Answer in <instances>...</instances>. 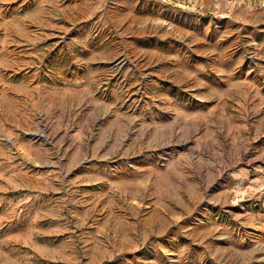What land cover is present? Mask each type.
Returning a JSON list of instances; mask_svg holds the SVG:
<instances>
[{
  "label": "rangeland",
  "instance_id": "374dc122",
  "mask_svg": "<svg viewBox=\"0 0 264 264\" xmlns=\"http://www.w3.org/2000/svg\"><path fill=\"white\" fill-rule=\"evenodd\" d=\"M69 1L76 0H57L60 6ZM94 6L102 10L98 11V25L89 29V38L107 37L116 54L105 62L114 69H126L133 77L139 75L141 82L137 92L133 93V87L123 94L118 104L123 103L113 112L90 111L88 117L82 109L71 122L95 134L113 123L116 139L112 142L121 149L126 132L124 100L147 101L142 119L134 125L146 126L141 150L126 155L116 149L108 161L128 168L142 160L177 164L183 205L193 196L197 199L195 210L200 206L211 209L221 233L239 230L249 234L252 227L232 211V207L241 211L258 208V193L247 185L249 176L232 177L227 189L221 183L237 166L257 162V146L261 148L260 137L264 138V106L252 102L249 72L259 61L257 50L264 47V0H98ZM74 49L80 51L79 45ZM187 65L193 69V79L179 76L174 83L170 76L162 80L159 74L162 67L170 71ZM51 69L47 61L34 60L28 70L39 74L50 70L54 79ZM153 89L157 91L153 93ZM165 99L178 105L170 109L163 104ZM40 125H45L47 138L32 139L28 132ZM70 126L59 128L66 131ZM78 143L85 151L82 141ZM71 145L66 139L62 144L56 142L48 117L41 111L30 124L0 125V264H110L109 260L92 261L89 248L76 235L41 234L51 223L44 210L50 196L58 194L54 192L55 179L49 175L57 173L64 152L73 151ZM90 162V156H85L78 165ZM171 179L168 175L167 180ZM162 186V192L171 191ZM92 187L79 186L78 190ZM75 213L66 206L62 218L75 221ZM196 223L202 222L194 220L190 225ZM187 231L188 227L180 230L181 239H190ZM171 254L168 252L169 263ZM180 258L184 264L189 261L186 254Z\"/></svg>",
  "mask_w": 264,
  "mask_h": 264
},
{
  "label": "crops",
  "instance_id": "0c3cea01",
  "mask_svg": "<svg viewBox=\"0 0 264 264\" xmlns=\"http://www.w3.org/2000/svg\"><path fill=\"white\" fill-rule=\"evenodd\" d=\"M97 1L76 0L60 6L57 0H0V125L14 128L30 124L35 113L41 111L48 117L56 142L62 144L64 139L72 142L73 151L64 152L57 173L49 175L55 179L54 192L58 194L50 196L51 202L44 210V217L51 223L41 234L68 238L76 235L89 248L92 261L109 260L110 264H184L180 260L182 254L189 258L187 264H264L263 136L261 148L257 146L255 154L257 162L237 166L220 182L227 189L232 177L249 176L247 185L258 193V208L241 211L232 207V211L237 217L243 216L253 230L249 234L239 230L221 233L217 217L212 219L214 213L207 206L195 210L197 206L193 203L197 199L193 196L183 205L178 192L177 164L142 160L128 168L108 161L117 150L126 155L141 150L146 126L134 125L142 119L140 114L147 101L124 100L126 132L121 137V149L112 142L116 139L113 123L95 134L71 122L80 116L82 109L88 117L90 111L105 115L113 112L123 103L118 104L123 94L133 87V93L137 92L141 82L139 75L133 77L126 69H114L105 62L116 54L107 37L89 38V29L100 22L98 11L102 9L94 6ZM258 34L256 40L262 44ZM76 44L80 51H75ZM256 54L259 61L249 70L250 87L253 104L262 107L264 47ZM34 60L47 61L54 79L50 70L43 74L29 72ZM166 68L160 69L162 80L170 76L175 83L179 76L186 80L195 76L188 65L180 70ZM163 104L173 109L178 102L165 99ZM189 120L187 117L188 123ZM71 124L66 131L59 128ZM78 141H82L85 151ZM85 156H90L91 162L79 166L78 161ZM92 185L87 191L78 190L79 186ZM162 185L171 191L162 192ZM164 193L167 195L163 197ZM66 206L75 210V221L62 218ZM194 220L202 223L190 225ZM183 227L190 229L187 231L190 239H181ZM168 252L172 253L170 263Z\"/></svg>",
  "mask_w": 264,
  "mask_h": 264
},
{
  "label": "built area",
  "instance_id": "2783aa9c",
  "mask_svg": "<svg viewBox=\"0 0 264 264\" xmlns=\"http://www.w3.org/2000/svg\"><path fill=\"white\" fill-rule=\"evenodd\" d=\"M43 119H44V117H41L42 121H43ZM28 133L32 139H40V138L46 139L47 138L45 135V125H40V126L36 127L35 130L30 131Z\"/></svg>",
  "mask_w": 264,
  "mask_h": 264
}]
</instances>
